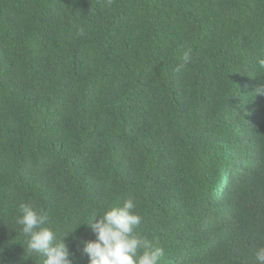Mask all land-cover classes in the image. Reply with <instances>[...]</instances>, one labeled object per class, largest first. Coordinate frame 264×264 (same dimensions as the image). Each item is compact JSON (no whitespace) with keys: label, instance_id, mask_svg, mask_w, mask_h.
<instances>
[{"label":"trees","instance_id":"obj_1","mask_svg":"<svg viewBox=\"0 0 264 264\" xmlns=\"http://www.w3.org/2000/svg\"><path fill=\"white\" fill-rule=\"evenodd\" d=\"M262 2L0 0V264L43 262L18 232L19 203L89 264L83 224L129 198L161 264H255L264 169L233 170L225 193L202 175L250 148L264 166V68L218 54L209 69L202 21L249 31Z\"/></svg>","mask_w":264,"mask_h":264},{"label":"clouds","instance_id":"obj_2","mask_svg":"<svg viewBox=\"0 0 264 264\" xmlns=\"http://www.w3.org/2000/svg\"><path fill=\"white\" fill-rule=\"evenodd\" d=\"M255 1L263 5L262 0ZM211 12L219 22L217 14ZM194 13L200 22L201 16H197L200 12L195 11ZM212 23L213 21L209 19L202 21V29L205 32L218 31L209 37L205 36V32L203 34V50L210 51L207 59L209 69L213 58L218 54H238L237 60H246L248 67L254 70L264 68V21L258 22L249 31L239 28L238 24L233 21L229 25L220 24L219 26ZM191 58L192 49L187 48L183 55L184 62L179 64L175 71L180 72ZM257 93H264V88H257ZM252 141L254 145L260 142L254 134ZM249 151L254 155L232 152V160L226 157L216 162L220 172L209 167L207 173L202 176L208 179L209 183L220 177V190L216 192H230V180L233 176V174L230 176V172L235 170L247 173L264 169V166L255 163V158L261 153V148H250ZM216 160L217 155L214 153L212 162ZM259 160L264 165L261 157ZM185 197L179 198L181 204ZM135 208L134 199L129 198L124 200L122 205L96 214L90 223L83 224L91 227L96 237L93 241H80L83 244V253L89 258V264H161L164 249L153 246L135 231L143 221V217L135 212ZM97 217H99L98 222H94ZM15 223L19 226V234L26 238V251L41 256L42 264H72L69 246L66 243L67 237L57 238L54 230L47 226L49 217L42 209L38 211L32 203H19ZM254 258L255 264H264V246L255 250Z\"/></svg>","mask_w":264,"mask_h":264}]
</instances>
